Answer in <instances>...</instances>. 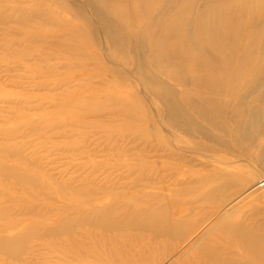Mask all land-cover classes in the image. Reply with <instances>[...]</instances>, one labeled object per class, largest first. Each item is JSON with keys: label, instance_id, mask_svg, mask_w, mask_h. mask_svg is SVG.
Returning <instances> with one entry per match:
<instances>
[{"label": "rangeland", "instance_id": "1", "mask_svg": "<svg viewBox=\"0 0 264 264\" xmlns=\"http://www.w3.org/2000/svg\"><path fill=\"white\" fill-rule=\"evenodd\" d=\"M23 1L0 0V244L20 238L15 254L0 251V264H206L193 244L207 225L180 241L128 223L176 200L202 202L183 193L198 188L196 177L209 171L212 154L170 147L177 134L165 126L162 110L140 82V58L128 65L115 56L81 0H64V7ZM22 9L30 13L28 20L32 12L42 13L43 24L32 19L19 25L15 16ZM73 9L82 21L70 15ZM84 26L95 32L93 41L90 34L67 39L72 27ZM226 153L231 164L247 160L237 151ZM246 167L254 181L233 188L242 192L229 203L264 179V164L248 161ZM263 188L234 210L242 211L247 225L264 222V204L252 208L258 203L252 198L264 194ZM99 208L125 225L96 235L99 230L90 224ZM214 209L196 210L195 219L229 217ZM60 219L83 223H76L70 236L48 238L45 232L63 223ZM89 235L106 240L92 247ZM242 246L210 247L246 264L232 255L242 254ZM80 254L86 262L77 261Z\"/></svg>", "mask_w": 264, "mask_h": 264}, {"label": "bare ground", "instance_id": "2", "mask_svg": "<svg viewBox=\"0 0 264 264\" xmlns=\"http://www.w3.org/2000/svg\"><path fill=\"white\" fill-rule=\"evenodd\" d=\"M30 1L41 2L24 0L23 3L29 5ZM81 1L98 21L100 33L115 56L128 65H132L136 55L140 58L141 63H137L140 82L162 110L165 126L177 134L176 142H168L170 147L181 148L194 155L200 152L212 154L209 171L196 177L198 188L183 193L201 200L190 202L199 204L198 208L176 200V203L155 209L158 213L139 214L128 225L148 228L155 233H169L180 241L189 240L207 225L205 232L193 244L201 249L206 264H242L227 259L223 252L215 248L213 251L210 247L222 246L226 242L243 245L242 254H232L236 260L245 259L246 264H264V222L247 225L241 218L242 211L234 212L243 200L264 187V179L259 178L262 180L257 181V186L242 193L239 201L228 202L242 192L233 188L247 186L254 181L246 167L248 161L264 164V0H202L201 4L199 0ZM44 2L57 7L66 5L64 0ZM44 5L46 7V3ZM73 10L70 15L76 21H82L80 14ZM24 12L25 9L15 16L19 25L43 24L42 13H39L41 21L39 14L32 12L31 20L34 21H31L28 20L30 13L25 15ZM60 23L57 26L62 27ZM90 29V26H84L85 31L72 27L70 33L67 31L71 35L67 39L90 34L93 41L95 32L90 33ZM229 150L239 152L243 162L247 159L246 162H227L226 159H232V155L226 153ZM220 151L224 156L216 155ZM232 189L233 194H230ZM252 199L258 202L252 206L255 211L258 205L263 207L264 194ZM210 207H215L216 215L229 213V217L195 219L196 210L206 211ZM217 209H221L219 214ZM95 210L97 218L90 225L101 231L96 235L103 236V232L125 225L113 218L112 211H104L105 208ZM86 220L91 222L90 218ZM64 221L58 222L45 235L52 239L70 236L77 222L70 224ZM82 223H77V226ZM91 235L88 239L92 240V247L106 240L94 239ZM13 237L0 244L2 253L13 255L17 252L20 238ZM84 256H76L77 261L86 262Z\"/></svg>", "mask_w": 264, "mask_h": 264}]
</instances>
